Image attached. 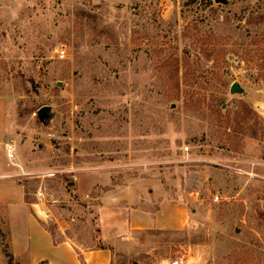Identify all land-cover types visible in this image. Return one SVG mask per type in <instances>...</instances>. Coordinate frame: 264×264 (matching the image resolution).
Segmentation results:
<instances>
[{
	"label": "rangeland",
	"instance_id": "rangeland-1",
	"mask_svg": "<svg viewBox=\"0 0 264 264\" xmlns=\"http://www.w3.org/2000/svg\"><path fill=\"white\" fill-rule=\"evenodd\" d=\"M0 94L56 240L107 247L74 182L111 170L188 212L117 264H264V0H0ZM0 241L21 264L4 213Z\"/></svg>",
	"mask_w": 264,
	"mask_h": 264
},
{
	"label": "crops",
	"instance_id": "crops-1",
	"mask_svg": "<svg viewBox=\"0 0 264 264\" xmlns=\"http://www.w3.org/2000/svg\"><path fill=\"white\" fill-rule=\"evenodd\" d=\"M94 3L128 4L131 0H92ZM15 109L0 94V218L4 213L11 255L21 264H117V255L136 256L149 249L140 234L147 231L182 230L186 227L187 207L153 191L149 181L134 179L115 185L111 170L84 172L75 177L76 192L96 200L98 238L103 248H79L71 238L56 243L43 224L38 203L27 199L22 178L26 159L15 162L12 128ZM9 148L13 157H9ZM101 193L95 194L99 188ZM41 211V210H40ZM42 212V211H41ZM0 241V264H8Z\"/></svg>",
	"mask_w": 264,
	"mask_h": 264
},
{
	"label": "water",
	"instance_id": "water-1",
	"mask_svg": "<svg viewBox=\"0 0 264 264\" xmlns=\"http://www.w3.org/2000/svg\"><path fill=\"white\" fill-rule=\"evenodd\" d=\"M223 0H215V2L219 3ZM241 86L238 82H234L232 85H231V88H230V92L231 93H235L236 91H241ZM48 110H50V107L49 106H44L42 108L39 109V114H43L45 112H47Z\"/></svg>",
	"mask_w": 264,
	"mask_h": 264
},
{
	"label": "built area",
	"instance_id": "built-area-1",
	"mask_svg": "<svg viewBox=\"0 0 264 264\" xmlns=\"http://www.w3.org/2000/svg\"><path fill=\"white\" fill-rule=\"evenodd\" d=\"M8 154H9V157H13V152L11 151V149L9 148V150H8ZM51 174H53V173H50V175ZM173 264H180V260H175L174 262H173Z\"/></svg>",
	"mask_w": 264,
	"mask_h": 264
},
{
	"label": "trees",
	"instance_id": "trees-1",
	"mask_svg": "<svg viewBox=\"0 0 264 264\" xmlns=\"http://www.w3.org/2000/svg\"><path fill=\"white\" fill-rule=\"evenodd\" d=\"M28 199V198H27ZM44 224V223H43ZM45 225V224H44ZM46 227V226H45ZM47 228V227H46ZM52 234H53V232L49 229V228H47ZM54 236V235H53ZM61 241H63V240H56L55 239V242L56 243H59V242H61ZM8 257H10V258H12V255L11 254H8Z\"/></svg>",
	"mask_w": 264,
	"mask_h": 264
}]
</instances>
